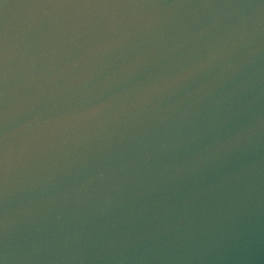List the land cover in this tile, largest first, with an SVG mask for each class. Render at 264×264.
<instances>
[{
    "label": "water",
    "instance_id": "water-1",
    "mask_svg": "<svg viewBox=\"0 0 264 264\" xmlns=\"http://www.w3.org/2000/svg\"><path fill=\"white\" fill-rule=\"evenodd\" d=\"M0 264H264V0H0Z\"/></svg>",
    "mask_w": 264,
    "mask_h": 264
}]
</instances>
